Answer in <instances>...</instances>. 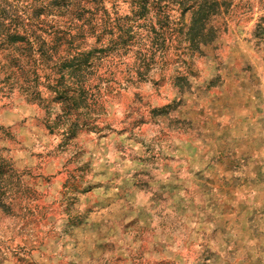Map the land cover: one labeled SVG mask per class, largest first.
I'll list each match as a JSON object with an SVG mask.
<instances>
[{
  "label": "rangeland",
  "instance_id": "obj_1",
  "mask_svg": "<svg viewBox=\"0 0 264 264\" xmlns=\"http://www.w3.org/2000/svg\"><path fill=\"white\" fill-rule=\"evenodd\" d=\"M0 264H264V0H0Z\"/></svg>",
  "mask_w": 264,
  "mask_h": 264
}]
</instances>
